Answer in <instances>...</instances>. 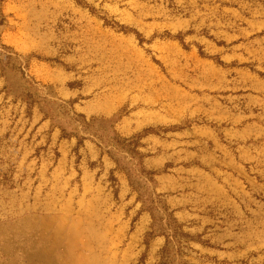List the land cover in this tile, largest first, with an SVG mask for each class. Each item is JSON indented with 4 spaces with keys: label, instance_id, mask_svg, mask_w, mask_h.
Masks as SVG:
<instances>
[{
    "label": "rangeland",
    "instance_id": "rangeland-1",
    "mask_svg": "<svg viewBox=\"0 0 264 264\" xmlns=\"http://www.w3.org/2000/svg\"><path fill=\"white\" fill-rule=\"evenodd\" d=\"M0 74L68 130L118 118L121 136L149 130L162 159L207 173L174 172L209 209L162 263L264 264V0H0Z\"/></svg>",
    "mask_w": 264,
    "mask_h": 264
},
{
    "label": "crops",
    "instance_id": "crops-1",
    "mask_svg": "<svg viewBox=\"0 0 264 264\" xmlns=\"http://www.w3.org/2000/svg\"><path fill=\"white\" fill-rule=\"evenodd\" d=\"M5 83L0 74V264H161L165 237L153 235L145 243L151 215L98 136L87 132L89 138L77 145L45 117L49 101L11 96ZM58 102L63 101H50ZM100 110L90 115L105 116ZM170 143L172 148L184 144L175 138ZM166 144L157 135L142 137V165L155 172L154 191L166 212L191 231L194 219L206 217L209 202L206 195L191 196L181 186L185 178L174 172L193 168L199 183L207 173L162 159ZM16 219L24 223L19 246ZM32 219L40 223L31 226Z\"/></svg>",
    "mask_w": 264,
    "mask_h": 264
},
{
    "label": "trees",
    "instance_id": "trees-1",
    "mask_svg": "<svg viewBox=\"0 0 264 264\" xmlns=\"http://www.w3.org/2000/svg\"><path fill=\"white\" fill-rule=\"evenodd\" d=\"M47 116L53 118L51 115L45 114V117ZM75 117L85 120V116L81 113L75 114ZM113 118L103 120L113 124L108 133H105L104 129L99 131L91 129V126L85 123H83L85 127L80 128L81 131L76 128L68 130L61 123H58L57 126L61 130L63 137H75L77 139V145H81L83 140L89 138L88 135L86 136L89 133L96 134L101 142H103L104 135L109 137L112 143L105 144L108 156L124 171L129 186L137 193V200L142 202L143 208L151 215V231L147 232L145 243L153 235H162L165 237V245H167L172 234L175 233V229L181 228V226L170 213L166 212V207L160 195L154 191L155 172L146 170L142 165L143 155L138 151L140 146L139 140L150 131L144 130L142 133L133 134L130 137H121L115 130V125L119 119L116 118L113 120ZM80 133H84L85 135Z\"/></svg>",
    "mask_w": 264,
    "mask_h": 264
}]
</instances>
